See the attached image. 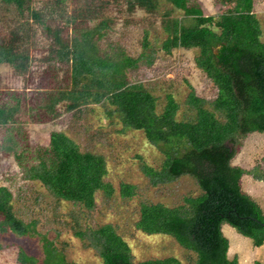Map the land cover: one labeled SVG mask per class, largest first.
<instances>
[{
    "label": "trees",
    "instance_id": "1",
    "mask_svg": "<svg viewBox=\"0 0 264 264\" xmlns=\"http://www.w3.org/2000/svg\"><path fill=\"white\" fill-rule=\"evenodd\" d=\"M74 1L68 16L63 0H52L42 8L31 7L30 0H0V15L1 10L11 15L3 20L0 64L22 77L33 74L27 49L30 20L51 39L38 60L45 61L48 70L51 65L57 66L59 73L51 75L56 82L49 86L51 89H37L38 84L28 96L22 89L16 96L10 94L14 104L0 105V125L4 129L0 148L19 166L24 179L38 181L60 200L91 209L96 191L110 192L102 180V157L80 152L72 139L53 129L48 131L46 144H31L30 148L25 134L19 133L21 122L15 116L35 114L31 117L36 118L34 121H50L61 113L55 110L57 106L70 111L105 101L112 107L107 115L115 113L123 128L140 130L161 153L158 170L142 167L151 184L186 174L199 188V193L184 196L176 206L142 203L135 228L145 234L171 236L192 253L191 264H237L235 256L227 257L228 242L221 233V224L249 238L253 247L264 244V214L242 190L240 181L245 173L264 181V164L250 171L230 164L238 151V138L254 131L264 133V44L253 12L256 0H212L217 12L210 15L203 13L199 0H124L125 11L142 10L145 14L156 13L162 1L170 3L161 17L165 33L161 50L169 53L171 48L195 49V66L214 86L215 96L206 102L192 91L187 94L186 109L191 113L182 119L175 118L177 104L170 94H166L157 112L149 90L139 82L128 81L129 69L145 54L133 58L117 46L100 49L96 39L109 28L112 18L105 14L90 16L94 9H80ZM55 12L60 18L66 14L63 28L73 23L71 36H60L62 29L51 27L49 21ZM172 12L179 15L173 16ZM146 37L144 30L143 48L148 46ZM150 57L148 54L146 63L151 62ZM62 78L69 83L60 85ZM120 193L132 195L133 185L121 184ZM9 199L8 189L0 186V233L33 236L28 225L12 213ZM74 233L88 240L86 246L95 251L102 264H181L171 256L134 263L127 243L109 224L89 230L86 237ZM40 242L41 256L35 258L18 249V264H74L66 261L62 251L45 236ZM252 264L264 262L254 260Z\"/></svg>",
    "mask_w": 264,
    "mask_h": 264
},
{
    "label": "rangeland",
    "instance_id": "2",
    "mask_svg": "<svg viewBox=\"0 0 264 264\" xmlns=\"http://www.w3.org/2000/svg\"><path fill=\"white\" fill-rule=\"evenodd\" d=\"M52 0H30V6L42 8ZM80 9L89 6L91 15H109L112 22L101 37L96 39V45L104 51L117 46L130 57L141 55L135 67L128 71V81L139 82L149 90L155 98L156 111L159 112L165 103L166 94H170L177 104L176 119L187 118L191 111L187 110L185 99L192 91L196 96L206 101L215 96L211 81L206 79L195 66L193 58L195 49L181 47L171 48L164 53L161 42L165 33L161 27V17L170 3L160 2L156 13L145 14L142 10L127 12L124 10V0H76ZM66 14L73 6L72 0H63ZM205 15L215 14L216 8L212 0H199ZM0 15V34L4 31L3 20L11 18L10 13L3 10ZM79 12V11H78ZM253 12L260 23V41L264 44V0H256ZM82 14H87L82 11ZM65 14V15H66ZM52 13L49 21L51 27H59L60 36L68 37L73 33V23L63 28L64 17ZM178 16V12H172ZM79 18V16H78ZM78 23V19L75 20ZM28 54L32 58L30 69L33 74L22 77L12 72L5 64H0V105H12L10 94L26 90V95L35 87L41 90L51 89L56 82L51 75L57 69L46 68L47 63L38 60L47 51L50 37L41 32L35 23L28 20ZM147 31L148 46H141L143 31ZM151 62L146 63L147 55ZM68 67V64L67 66ZM64 72V71H63ZM62 74V70H60ZM56 75H59L57 73ZM58 81V80H57ZM60 85L69 81L62 78ZM36 89V88H35ZM16 96V95H15ZM61 105V104H59ZM207 105V104H204ZM22 109V106H20ZM19 107V108H20ZM112 107L105 101L97 104L81 105L78 109L61 111L50 121L42 119L34 121V115L18 114L21 122L19 133L25 134L30 148L34 144H46L48 131L57 130L67 135L77 145L80 152H90L99 155L104 161L105 174L102 178L110 187L109 194L98 190L94 193L91 209L80 204L63 201L53 196L38 181L24 179L19 166L11 157H6V150L0 148V186L10 192L9 203L12 213L23 224H27L31 237H22L12 232L0 233V264H18L16 254L22 249L35 258L41 256L40 237L45 236L53 245L60 249L66 259L74 264H102L92 248L86 246L88 240H82L74 232H81L85 237L89 230L104 224H109L128 245L131 260L138 261L174 257L181 264H191L192 253L181 246L169 235L145 234L134 226L138 219L139 207L142 203H162L166 206H176L182 203L184 196L199 193L195 180L186 174L167 182H157L153 185L142 167L147 166L158 170L162 162L161 153L148 142L140 130L123 128L115 113L107 115ZM21 112H24L23 109ZM30 112V111H26ZM193 112V111H192ZM46 119V118H45ZM4 137V129L0 125V144ZM18 138V135L14 137ZM12 139V138H11ZM6 144V141L4 142ZM32 144V145H31ZM238 151L230 160L231 165H239L245 170L262 167L264 164V133L251 132L237 139ZM255 170V168L253 169ZM133 185V194L122 196L121 184ZM241 188L261 208L264 214V181L255 179L252 174L245 173L241 177ZM221 233L227 239V257L233 256L237 264H252L254 260L264 261V244L253 247L249 238L237 233L229 225L221 224Z\"/></svg>",
    "mask_w": 264,
    "mask_h": 264
},
{
    "label": "crops",
    "instance_id": "3",
    "mask_svg": "<svg viewBox=\"0 0 264 264\" xmlns=\"http://www.w3.org/2000/svg\"><path fill=\"white\" fill-rule=\"evenodd\" d=\"M239 166V165H238ZM242 177V176H241ZM240 181H241V178H240ZM260 247V246H259ZM264 262V261H263Z\"/></svg>",
    "mask_w": 264,
    "mask_h": 264
}]
</instances>
